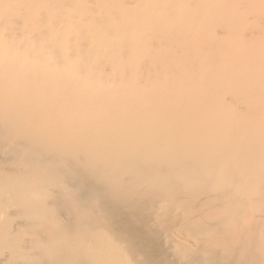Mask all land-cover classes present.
I'll return each mask as SVG.
<instances>
[{
    "label": "bare ground",
    "instance_id": "1",
    "mask_svg": "<svg viewBox=\"0 0 264 264\" xmlns=\"http://www.w3.org/2000/svg\"><path fill=\"white\" fill-rule=\"evenodd\" d=\"M0 264H264V0H0Z\"/></svg>",
    "mask_w": 264,
    "mask_h": 264
}]
</instances>
